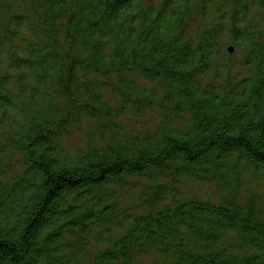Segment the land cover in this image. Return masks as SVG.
Wrapping results in <instances>:
<instances>
[{"label": "trees", "instance_id": "obj_1", "mask_svg": "<svg viewBox=\"0 0 264 264\" xmlns=\"http://www.w3.org/2000/svg\"><path fill=\"white\" fill-rule=\"evenodd\" d=\"M157 2L0 0V264H264V0Z\"/></svg>", "mask_w": 264, "mask_h": 264}, {"label": "rangeland", "instance_id": "obj_2", "mask_svg": "<svg viewBox=\"0 0 264 264\" xmlns=\"http://www.w3.org/2000/svg\"><path fill=\"white\" fill-rule=\"evenodd\" d=\"M146 1L151 2V3L152 2L158 3L157 1H159V0H146ZM216 19H218V18H216ZM196 25H197L196 22H194L192 24L193 29L196 27ZM198 27H199V25H197V28ZM232 56L234 58L237 56L236 50L232 52ZM127 121L131 127H145L146 129H149L156 124L157 118L153 114H148L145 118H142V119H138L134 116H131V118H129ZM82 142H83V137L80 133L75 132V131L71 132V137H70V140L68 141V144L71 147H78V146L82 145L81 144ZM262 183H264V181H262ZM257 187H259L258 189L262 190L264 193V184L259 185ZM218 192L219 191L217 190V187L214 184L198 183L192 187H186L185 188V194L186 195H197L198 197H201L204 199L210 197V198H213L214 200H217L218 199ZM157 258H158V256L154 252H149L148 254L143 256V261L152 263Z\"/></svg>", "mask_w": 264, "mask_h": 264}, {"label": "water", "instance_id": "obj_3", "mask_svg": "<svg viewBox=\"0 0 264 264\" xmlns=\"http://www.w3.org/2000/svg\"><path fill=\"white\" fill-rule=\"evenodd\" d=\"M227 51H228L229 53H232V52H233V48H232V47H228V48H227Z\"/></svg>", "mask_w": 264, "mask_h": 264}]
</instances>
